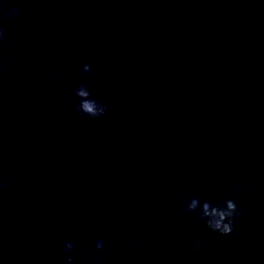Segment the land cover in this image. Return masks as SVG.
Masks as SVG:
<instances>
[{
  "label": "water",
  "instance_id": "95a60500",
  "mask_svg": "<svg viewBox=\"0 0 264 264\" xmlns=\"http://www.w3.org/2000/svg\"><path fill=\"white\" fill-rule=\"evenodd\" d=\"M0 264H264V0H0Z\"/></svg>",
  "mask_w": 264,
  "mask_h": 264
}]
</instances>
